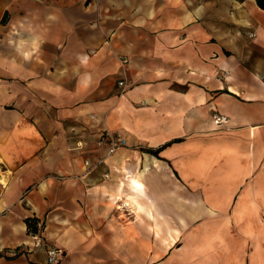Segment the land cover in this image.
Masks as SVG:
<instances>
[{"label":"crops","instance_id":"crops-1","mask_svg":"<svg viewBox=\"0 0 264 264\" xmlns=\"http://www.w3.org/2000/svg\"><path fill=\"white\" fill-rule=\"evenodd\" d=\"M245 193L261 211L256 0H0V264H264Z\"/></svg>","mask_w":264,"mask_h":264},{"label":"built area","instance_id":"built-area-1","mask_svg":"<svg viewBox=\"0 0 264 264\" xmlns=\"http://www.w3.org/2000/svg\"><path fill=\"white\" fill-rule=\"evenodd\" d=\"M252 36H254V33H252ZM118 84L121 87V92H125L130 87V84L126 81V79H122L121 81L118 82ZM213 120L216 125L221 126L229 122V117L222 114H215L213 116ZM99 143L100 144L107 143L109 154L114 153L119 148L127 144L125 137H123L122 135L120 134L113 135L110 133H106L105 135H103ZM29 234L33 236L38 242L40 241V233H29ZM47 255H48V262L50 264H58L63 255V251L55 246L48 247Z\"/></svg>","mask_w":264,"mask_h":264},{"label":"bare ground","instance_id":"bare-ground-1","mask_svg":"<svg viewBox=\"0 0 264 264\" xmlns=\"http://www.w3.org/2000/svg\"><path fill=\"white\" fill-rule=\"evenodd\" d=\"M133 182L137 186L141 185L138 179H133ZM260 197H261V202L264 203V195L262 196L261 194ZM239 203L241 205L242 211L244 212L247 221H250L251 217L258 216L259 211L256 205V195H252L251 193H245L241 196Z\"/></svg>","mask_w":264,"mask_h":264},{"label":"trees","instance_id":"trees-1","mask_svg":"<svg viewBox=\"0 0 264 264\" xmlns=\"http://www.w3.org/2000/svg\"><path fill=\"white\" fill-rule=\"evenodd\" d=\"M258 5L264 9V0H256ZM153 153L157 154V150H151ZM26 223L28 226V233H40L41 229L43 228V226L39 225V220L38 219H30L27 218L26 219Z\"/></svg>","mask_w":264,"mask_h":264},{"label":"rangeland","instance_id":"rangeland-1","mask_svg":"<svg viewBox=\"0 0 264 264\" xmlns=\"http://www.w3.org/2000/svg\"><path fill=\"white\" fill-rule=\"evenodd\" d=\"M242 195H243V194H242ZM242 195H240V197H239V202H240V199H241V196H242ZM261 204H262L263 206H261L262 209H261V211H259L260 214H258V216L262 217V218H263V222H264V203L261 202ZM243 214H244V212H243ZM216 243H217L218 245L221 244V242H219V240H218V242H217V240H216V242L214 241V244H215V245H216ZM220 248L223 249V247H220V246H219V249H220Z\"/></svg>","mask_w":264,"mask_h":264}]
</instances>
